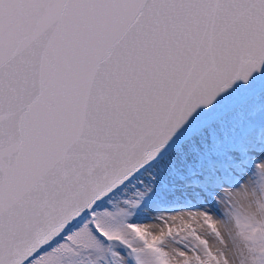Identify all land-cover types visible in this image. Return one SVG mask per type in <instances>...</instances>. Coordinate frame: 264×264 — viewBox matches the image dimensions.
I'll list each match as a JSON object with an SVG mask.
<instances>
[{
    "label": "snow or ice",
    "instance_id": "snow-or-ice-1",
    "mask_svg": "<svg viewBox=\"0 0 264 264\" xmlns=\"http://www.w3.org/2000/svg\"><path fill=\"white\" fill-rule=\"evenodd\" d=\"M0 264H264V0H0Z\"/></svg>",
    "mask_w": 264,
    "mask_h": 264
},
{
    "label": "rangeland",
    "instance_id": "rangeland-1",
    "mask_svg": "<svg viewBox=\"0 0 264 264\" xmlns=\"http://www.w3.org/2000/svg\"><path fill=\"white\" fill-rule=\"evenodd\" d=\"M167 214V213H166Z\"/></svg>",
    "mask_w": 264,
    "mask_h": 264
}]
</instances>
